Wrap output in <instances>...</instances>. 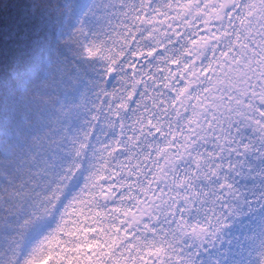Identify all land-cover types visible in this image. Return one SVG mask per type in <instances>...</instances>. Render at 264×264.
Masks as SVG:
<instances>
[{
  "label": "snow or ice",
  "instance_id": "obj_1",
  "mask_svg": "<svg viewBox=\"0 0 264 264\" xmlns=\"http://www.w3.org/2000/svg\"><path fill=\"white\" fill-rule=\"evenodd\" d=\"M0 3V264H264V0Z\"/></svg>",
  "mask_w": 264,
  "mask_h": 264
},
{
  "label": "trees",
  "instance_id": "obj_2",
  "mask_svg": "<svg viewBox=\"0 0 264 264\" xmlns=\"http://www.w3.org/2000/svg\"><path fill=\"white\" fill-rule=\"evenodd\" d=\"M0 3H6L8 5L7 12L12 15L16 16L19 12V9L16 7L17 0H0Z\"/></svg>",
  "mask_w": 264,
  "mask_h": 264
}]
</instances>
